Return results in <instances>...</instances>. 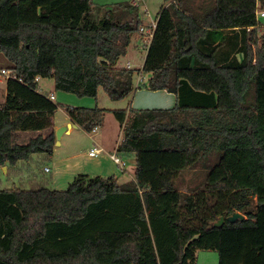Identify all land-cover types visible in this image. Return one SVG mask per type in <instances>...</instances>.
Listing matches in <instances>:
<instances>
[{
    "label": "trees",
    "instance_id": "obj_1",
    "mask_svg": "<svg viewBox=\"0 0 264 264\" xmlns=\"http://www.w3.org/2000/svg\"><path fill=\"white\" fill-rule=\"evenodd\" d=\"M166 1L133 69L117 66L140 33L133 2L95 19L91 0H0V51L12 72L0 103V166L53 152L58 106L36 77L80 97L102 87L119 100L136 89L134 73L146 72V89L175 95L171 108L111 110L122 134L116 153L135 160L132 180L78 173L63 190L0 189V264H194L199 249L216 251L217 264H264V32L255 29L264 0ZM105 112L66 107L86 132ZM200 164L205 183L181 192L175 179ZM197 191L227 205L187 220L182 209ZM234 211L244 219L210 226Z\"/></svg>",
    "mask_w": 264,
    "mask_h": 264
},
{
    "label": "rangeland",
    "instance_id": "obj_2",
    "mask_svg": "<svg viewBox=\"0 0 264 264\" xmlns=\"http://www.w3.org/2000/svg\"><path fill=\"white\" fill-rule=\"evenodd\" d=\"M121 2H133L134 5H137L140 27H145L150 24L154 25L160 10L168 4L166 0H91L94 18L99 19L103 15L107 6ZM260 21L264 22V18H260ZM140 34L141 33L137 32L131 37L126 54L121 56L117 61L118 67H125L126 63L129 62L133 69L141 68L146 53V48L145 46L143 47V43L146 45L149 39L147 33L145 35ZM8 65V60L0 51V69L5 68L8 70L9 75H12V72L7 67ZM149 77L150 74L146 72L134 73L133 85L138 88L137 91L127 97L115 101L108 97L102 87L98 88L96 97H80L74 93L55 90L54 81L50 77L42 78L40 80V89L43 91V94L53 95V102L58 106L53 117L56 123L62 126L64 125L61 123L66 114V107H84L80 103L83 102L82 100H86L85 98L96 100L98 105L107 109H129L130 107L135 110L165 109L164 107L166 103L162 97L163 94L148 90L144 87ZM5 79V75H0V103L1 100L3 101L4 99ZM110 114V120H112L113 124H116L113 129L116 128L118 130L119 123L118 121L111 119L113 118L111 117L113 113L111 112ZM107 124L110 126V122L107 123L106 121V125ZM86 133L90 132H86L82 128L74 129L71 133H62L63 136L61 135L62 138H60V140H62L63 143L62 145H56V147H54L53 152L55 153L52 152L53 155L35 153L32 154L28 160L19 161L15 166L9 164L0 166V189H30L31 186H35L33 184V180L35 179L37 182L41 180H50L51 173L53 172V164H55V162L61 164L60 166L63 167L67 163L69 165L73 163L71 162V159L74 158L72 156L77 158L85 156L91 147L92 142ZM23 135L25 134H21V136ZM122 160L125 162L129 161L127 164L129 166L133 165V160L128 158L127 155L123 156ZM43 167H47L48 169L51 168L52 171L46 173V171H43ZM207 173L208 170L200 164V166L198 165L193 169L182 170L179 176L175 179V183L181 192H187L189 189L205 183ZM120 174L121 173L117 172V175ZM64 179L59 180L61 184L64 183ZM67 186L68 184H64L63 186H60V189H66ZM194 195L192 202H190V206H186L182 209L183 216L187 220H195V222H197L204 215L215 217L220 210L224 209L223 207L227 205V203L223 204L221 209L214 207V203L216 205L217 200L223 201L219 195L211 194L210 196L201 191L195 192ZM194 264H217V252L205 249L197 250Z\"/></svg>",
    "mask_w": 264,
    "mask_h": 264
},
{
    "label": "crops",
    "instance_id": "obj_3",
    "mask_svg": "<svg viewBox=\"0 0 264 264\" xmlns=\"http://www.w3.org/2000/svg\"><path fill=\"white\" fill-rule=\"evenodd\" d=\"M260 18H264V17H260ZM260 18H257L258 24L256 25V28H255L257 31L258 37L264 32V22H261ZM154 25H155V23H154ZM145 27H142V26L140 27V33H141V35H145L147 33L148 39H149L151 37V33L153 30V24L147 25ZM251 29H253V28L248 27L247 31H250ZM148 42H147V44H148ZM146 45H145V43H143V47L145 46V48H146ZM252 46L254 49V45H252ZM235 56H236L238 61L242 59V53L241 52L236 53ZM125 67L132 68L129 62L126 63ZM1 69H3V68H1ZM7 77L8 76H6V78ZM41 79H42V77H38L37 80H35V82H36L38 91L43 94V91L40 89V80ZM4 84L6 85V79H5ZM135 88L136 89H134V91L132 93H135V91H137L138 88L137 87H135ZM156 92L163 94L162 97L164 99V102L166 103L164 108H171L174 105L175 95L173 93L167 92L165 90H159ZM132 93H130L129 95H131ZM45 95L49 96V94H45ZM3 96L5 97V93ZM53 99H51V100L53 101ZM85 99L86 100H82L83 102L80 103L84 107L93 108V107L97 106L100 108H104V107H101V105H98V102L96 100L89 99V98H85ZM3 101H4V99H3ZM3 101L1 100V103ZM139 108H141V107H139ZM104 109H106V112L104 114L102 125L95 128L90 133H86V135H88L89 139L92 141L91 147L100 148L101 149L100 153L97 156L92 157V156L88 155V151H87L85 156H81V158L80 157L77 158L75 156H72V157H74L71 159V162H73V163L70 165L67 163L63 167L60 166L61 164L55 162V164H53V172L51 173L50 180H47V181L41 180V181L37 182V181H35L36 180L35 179V180H33L34 185H36V186L37 185H43V186H46L48 188H54V189L59 188L57 190H61L60 186H63L64 184H69L72 181V179L78 173H88L91 175H113L117 179V181L120 180V181H118L120 183L127 182V181L133 179V174H134V169H135V160L133 157H128L131 160H133L132 161L133 165H130V166L127 165L129 161H126V166H125V169H123V170L118 168V166L110 158V154H112L114 151H116V148L118 147L119 143L121 142L122 134H121L120 125H119L118 130L116 128L113 129V127H115L116 124H113L112 120H110L109 115H111L110 114L111 110H114V109H110V108L109 109L104 108ZM111 117H113L111 119H113L114 121H117L114 118L113 114ZM51 119H52V124H53L52 129L55 130V128L59 127L60 125H58L56 123L54 117H52ZM106 121H107V123L110 122V126H109V124L106 125ZM61 124H64V125L71 124V126L68 127L66 129V131L63 132V134L71 133L74 129H80V126H78L77 124L73 123L70 120L67 113L65 114ZM63 134H62V136H63ZM62 136L60 138H62ZM62 143H63L62 140H60L59 145H62ZM54 147H56L55 144H54ZM53 153H55V152H53ZM119 157L123 159V157H121V156H119ZM44 168H47V167H43V171H44ZM51 171H52V169L49 168V170L46 171V173L47 172L50 173ZM117 172H119L121 174L117 175ZM60 179H64L63 184L60 183V181H59Z\"/></svg>",
    "mask_w": 264,
    "mask_h": 264
},
{
    "label": "built area",
    "instance_id": "obj_4",
    "mask_svg": "<svg viewBox=\"0 0 264 264\" xmlns=\"http://www.w3.org/2000/svg\"><path fill=\"white\" fill-rule=\"evenodd\" d=\"M255 15H256V18L264 17V8L257 9L255 11ZM153 27H154V25H153ZM0 75L10 76L8 70L5 68L0 70ZM37 78L38 77H36L34 80H37ZM49 98L53 99V95H49ZM100 151H101L100 148L91 147L88 150V155L92 156V157L97 156L100 153ZM110 158L118 166V168H120L121 170L125 169L126 162L123 161L122 158H120L117 155L116 151H114L112 154H110ZM48 170H49L48 168H44V171H48Z\"/></svg>",
    "mask_w": 264,
    "mask_h": 264
},
{
    "label": "water",
    "instance_id": "obj_5",
    "mask_svg": "<svg viewBox=\"0 0 264 264\" xmlns=\"http://www.w3.org/2000/svg\"><path fill=\"white\" fill-rule=\"evenodd\" d=\"M70 126H71V124H68V125L66 124V125H62V126L55 128V130H54V132H55V145H59V140H60L62 133L64 131H66V129ZM242 219H244V215L238 211H234L226 217L219 216L217 218V220L210 223V226L219 227V226L223 225L225 221L235 222L237 220H242Z\"/></svg>",
    "mask_w": 264,
    "mask_h": 264
}]
</instances>
